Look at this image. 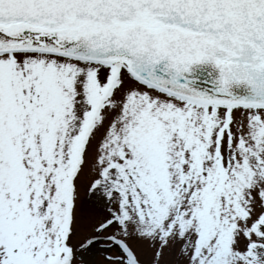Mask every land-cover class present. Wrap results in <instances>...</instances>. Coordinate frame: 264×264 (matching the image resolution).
Masks as SVG:
<instances>
[{
  "label": "snow or ice",
  "instance_id": "6c2138e0",
  "mask_svg": "<svg viewBox=\"0 0 264 264\" xmlns=\"http://www.w3.org/2000/svg\"><path fill=\"white\" fill-rule=\"evenodd\" d=\"M99 252L264 264V0H0V264Z\"/></svg>",
  "mask_w": 264,
  "mask_h": 264
},
{
  "label": "rangeland",
  "instance_id": "374dc122",
  "mask_svg": "<svg viewBox=\"0 0 264 264\" xmlns=\"http://www.w3.org/2000/svg\"><path fill=\"white\" fill-rule=\"evenodd\" d=\"M98 247H102V246H98ZM104 255H105V253H103V252L98 253V256H97L98 264H104V261H103Z\"/></svg>",
  "mask_w": 264,
  "mask_h": 264
}]
</instances>
